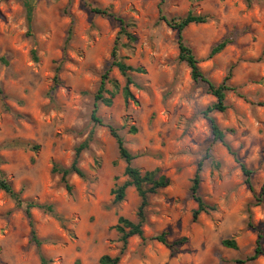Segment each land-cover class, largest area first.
<instances>
[{"label": "rangeland", "instance_id": "374dc122", "mask_svg": "<svg viewBox=\"0 0 264 264\" xmlns=\"http://www.w3.org/2000/svg\"><path fill=\"white\" fill-rule=\"evenodd\" d=\"M27 5L33 7L30 24ZM108 7L135 23L129 31L137 42L118 41V23L92 11ZM188 12L209 16L207 24L183 33L203 74L218 85L232 71L237 92L227 94L226 112L212 116L223 130H233L226 140L251 170L253 191L227 149L214 141L201 113L215 99L191 79L178 58L177 32L160 19ZM224 38L232 43L208 59ZM116 43L120 58L144 72L130 73L133 99L126 102L120 91L111 107L98 105L102 124H96L91 115L103 74L110 69L109 77L125 85L111 67ZM0 92V170L22 200L53 205L62 218L31 210L37 236L46 240L41 253L51 264H98L103 255L115 257L121 248L118 218L137 221L133 187L113 204L111 190L127 177L109 126L137 156L134 167L160 168L170 179L168 188L150 198L146 241L130 238L119 264H238L253 254L259 236L263 255L244 264H264V199L258 206L254 200L264 185V106L256 105L264 103V0H0ZM85 140L89 146L79 167L86 178L69 176V193L51 169L69 167ZM202 160L199 195L216 210L193 221L197 205L190 186ZM163 232L169 243L187 241L170 250L152 240ZM227 239L236 241L237 250L222 245ZM0 262L41 264L23 209L1 190Z\"/></svg>", "mask_w": 264, "mask_h": 264}, {"label": "trees", "instance_id": "16d2710c", "mask_svg": "<svg viewBox=\"0 0 264 264\" xmlns=\"http://www.w3.org/2000/svg\"><path fill=\"white\" fill-rule=\"evenodd\" d=\"M196 1V0H195ZM202 1V0H197ZM248 5H251L255 0H246ZM93 13L105 16L113 19L119 25L118 32V41L124 37L131 44L137 42V38L129 31L131 28L135 27V23L130 20H126L118 17L112 10L111 7L101 9V8H92ZM27 12V21L30 24L33 19V7L30 5L26 6ZM166 25L177 32V43L179 50V61L185 63L190 69L191 79L196 83H203L206 87V91L209 95L213 96L215 101L208 105L206 109L201 113L202 116L210 123L211 133L214 141L221 143L228 151V153L234 158L235 162L240 166L244 176V184L249 188L250 191H253L251 183L252 172L249 170L246 165L240 160L236 151L232 149L230 144L226 140V134L232 133L233 130H223L217 123L216 119L212 116L214 113H224L228 109L226 103L227 94L230 92H237V89L230 84L232 77V71L230 70L226 77L220 84H214L211 82L202 72L199 64L200 61L196 57L194 51L187 45L184 39V31L190 25H203L209 22V16L194 14L188 12L183 17H166L161 16L160 18ZM70 36V33H69ZM69 40V37H68ZM232 41L228 38H224L220 42L216 43L210 49V52L207 56L208 59L213 58L214 56L220 54L230 45ZM34 59H37L34 56ZM111 67L118 69L120 74L125 78V85L121 88L119 83L116 80H113L109 77L108 69L102 76V81L100 87L96 94L94 95V109L92 111L91 120L96 124H102L101 119L97 116V108L99 104H102L106 107H111L113 105V100L116 95L121 91V95L126 102L133 99V94L130 87L134 85L130 73L137 72L143 73L142 68H134L130 65H127L118 55V44L114 46L112 51V63ZM109 84L111 89H107L106 85ZM1 93V92H0ZM257 106H264V103H257ZM110 135L115 140L119 158L125 162V176L127 180L118 186H115L111 190V196L113 197V204H120L125 200L126 191L128 188L133 187L139 198V205L137 208L136 216L137 221H131L124 217H119L117 224L114 226V229L120 234L119 242L121 243V248L119 254L115 257L109 255H103L99 258L98 264H119L121 257L125 254L128 241L130 238L138 237L143 242L146 241L144 237V226L147 223V209L150 206V198L157 195L160 191L168 188L170 186V179L162 174L160 168H155L154 170L141 172L138 168L133 166V161L137 158L136 155H133L128 148L124 138L119 134L118 130L114 127H108ZM132 133H136V129L133 128ZM14 146H23L30 147L32 150H37V146H33L30 142L14 141L12 142ZM11 144V145H13ZM89 146V140H85L75 149V154L73 161L69 167H60L57 164H54L51 172L53 174L60 175V182L64 185L67 192H71V186L69 185L68 178L69 176L75 174L81 179L86 178L85 173L79 167V160L83 151H85ZM203 168V160L200 161L197 165L194 176L191 180L190 186V195L192 200L196 203L197 207L192 212L193 221H197L201 214H208L210 211H215L216 207L207 204L203 198L199 195V189L201 184V172ZM0 190L7 194L14 202L15 207L23 209L25 218L27 219L28 226L30 228V240L36 246L39 261L41 264H51V260L47 259L41 253V246L45 243L46 240H42L37 236L35 230V223L32 218L31 210L34 208L40 209L45 213L55 215L54 207L50 204H39L34 201L25 202L21 198V192H15L11 184L5 179V172L0 170ZM264 199V185L261 187L260 192L254 195L255 205L258 206L262 203ZM56 216V215H55ZM58 220L62 221V218L56 216ZM263 237L259 236L256 248L251 256H248L243 261H238V264H244L253 262L263 255V249L261 246V241ZM153 241L164 245L170 250H175L177 247L183 245L187 239L182 238L178 241L169 243L167 240V233L163 232L160 235L152 238ZM222 245L227 249L237 250V243L234 239H227L222 241ZM0 264H2L0 262Z\"/></svg>", "mask_w": 264, "mask_h": 264}]
</instances>
